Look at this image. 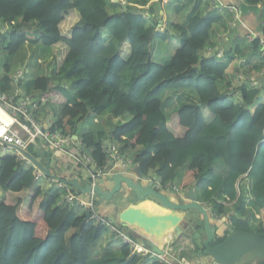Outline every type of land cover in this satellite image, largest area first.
Here are the masks:
<instances>
[{
  "label": "trees",
  "instance_id": "trees-1",
  "mask_svg": "<svg viewBox=\"0 0 264 264\" xmlns=\"http://www.w3.org/2000/svg\"><path fill=\"white\" fill-rule=\"evenodd\" d=\"M126 1L120 7L111 0H0V24L6 27L1 56H13L19 50L33 22L40 30L37 43L52 55V66L25 82L24 76L17 81L12 78L1 57L0 89L7 92L18 84L26 92L63 103L51 129L76 134L98 167L106 165L110 156L104 136L120 155L132 159L143 176L154 172L163 187L172 185L176 169L188 163L179 187L202 189L201 199L210 205L214 217L227 213L223 202L231 203L234 212L229 223L251 231L254 222L246 207L247 194L240 191L237 196L236 184L241 185L243 175L255 181V203L264 215V102L259 103L264 81L256 86L240 82L235 88L239 101L234 102L229 91L233 83L227 80L225 68L234 55L244 57L246 65L254 52L264 59L259 43L264 25L259 36L241 44L227 11L217 12L206 0H175L183 1L175 6L177 13L190 6L184 23L171 24L180 45L169 59L155 62L152 41L168 39L167 22L158 27L159 11L173 0L164 5L158 0ZM243 2L248 7L264 6V0ZM222 32L227 40L212 39ZM207 47L213 50L209 54ZM238 71L250 74L245 66ZM125 72L127 87L123 89ZM166 93L169 99L170 94L178 96V106L169 114L163 106ZM203 108L212 117L209 122ZM104 113L109 116L105 129L96 135L78 133L77 123ZM126 114L129 119L121 122ZM218 161L223 163L221 170L215 167ZM55 184L44 189L32 165L18 154L0 157L4 192L0 264H141L145 258L150 264H175L150 259L127 243L118 253L92 258L90 248L107 228L86 220L87 213L78 211V204L60 203L65 189ZM252 232L264 233V228ZM215 237L212 244L226 235Z\"/></svg>",
  "mask_w": 264,
  "mask_h": 264
},
{
  "label": "water",
  "instance_id": "water-1",
  "mask_svg": "<svg viewBox=\"0 0 264 264\" xmlns=\"http://www.w3.org/2000/svg\"><path fill=\"white\" fill-rule=\"evenodd\" d=\"M8 146L22 153L45 177L69 185L80 193L93 191L99 203L111 204L112 212L108 217H114L122 225L132 226L134 230L141 231L145 237H151L153 241L145 242L149 250L163 256L168 262L178 264L155 242L161 240L166 229L181 234L189 224L198 227L190 216L185 218L187 211H191L201 215L199 217L203 223L202 246L195 252L196 257L210 256L218 264H264V233L236 229L226 222L225 226L231 232L222 241L212 244L218 225L213 222L208 206L198 200L193 186L183 193L176 192L177 198L171 200L165 191L152 186L156 179L155 174L150 180L144 181L138 166L135 167L134 173L121 169L110 171V168H107L102 180L91 184L88 178V181L80 184L76 177L64 179L52 174L48 166L50 156L46 151L42 154L48 155L47 163L43 164L30 151L13 145ZM39 150L40 148L37 152ZM106 183H110L111 187L108 188ZM116 193L121 194L117 204L112 201Z\"/></svg>",
  "mask_w": 264,
  "mask_h": 264
},
{
  "label": "built area",
  "instance_id": "built-area-1",
  "mask_svg": "<svg viewBox=\"0 0 264 264\" xmlns=\"http://www.w3.org/2000/svg\"><path fill=\"white\" fill-rule=\"evenodd\" d=\"M114 3H118L121 6H125L127 3L126 0H111ZM162 5L168 3L171 0H158ZM208 3V7L215 8L217 12H228L231 14L232 24L234 22H238L241 24V20L239 18V10L233 3L226 4L222 0H206ZM148 8L147 5H145ZM163 11H159V15H161ZM146 17L149 15L146 13ZM230 22V23H231ZM165 23V22H164ZM158 24V27H162V24ZM260 25H264V21L261 22ZM243 26V25H242ZM6 30L5 25L0 24V49H1V36ZM259 32H248L246 33V38L248 41L253 38L259 36ZM260 45L264 47V38L259 39ZM209 52L211 53L213 50L210 47H207ZM205 50V51H206ZM218 56H222V52L218 51ZM1 51H0V60H1ZM244 62V59L242 60ZM236 74V83H233L229 87V91L231 94L239 97L238 92L236 91V86L240 82L247 81L251 86H256L264 81V71L258 70L255 72H251L248 75H244L241 71L235 72ZM24 76V72L22 70H17L12 78L17 81L21 80ZM51 101L50 98L44 96L43 94H35L33 92H26L24 88L16 84L13 90L2 91L0 89V154L4 156L10 155L7 152L12 151V154H18L21 159H23L27 164H30L34 167L37 178H40L43 173L38 170L32 162L27 159L22 153L18 150L8 146L13 145L17 148L28 150L31 145H39L40 143L47 145L51 150L64 152L70 158L74 160L76 164L80 166V168H86L89 171V181L91 184H94L100 181L106 174L105 170L110 168L111 170L114 167L118 166L121 170H128L129 166L133 163L132 159L125 158L117 152V148L114 144H107V152L110 154L109 158L106 160V165L103 167H98L95 161L87 154L85 151L84 144L80 141L79 138L74 139L72 135L64 134L59 129H51L52 124H54L56 117L59 114L57 108H54L56 117L55 119L50 118L44 120L42 118V113L49 107L48 103ZM8 150V151H7ZM147 177V176H146ZM145 177V178H146ZM241 178H239L240 181ZM241 182V181H240ZM61 184V183H60ZM154 184L158 187V189L163 188L158 179L156 178ZM63 185L65 189L64 193L61 195L60 203L64 204H78L83 211L88 214V218L92 220L94 223L105 226L107 230L111 231L116 235L123 243H127L131 246L133 251H138L140 253V246L127 234L123 233L116 225H113L111 221L105 216L101 215L98 211V198L96 194L91 192L80 193L76 189L75 191H71L68 185ZM238 183L236 184L237 196L240 194V190L238 188ZM68 186V187H67ZM166 187H170L173 191L179 193L180 189L176 186H172L167 184ZM242 192L247 194V197H250V186L245 183L242 187ZM85 195V197H84ZM206 205V203L204 202ZM226 204V202H223ZM210 209V206H208ZM213 214V213H212ZM214 215V214H213ZM218 217V216H217ZM216 217V218H217ZM215 218V217H214ZM148 253V251H145ZM143 255H147L141 253ZM151 254L157 258L159 262H167L163 256H160L151 251Z\"/></svg>",
  "mask_w": 264,
  "mask_h": 264
},
{
  "label": "crops",
  "instance_id": "crops-1",
  "mask_svg": "<svg viewBox=\"0 0 264 264\" xmlns=\"http://www.w3.org/2000/svg\"><path fill=\"white\" fill-rule=\"evenodd\" d=\"M224 3L229 4V3H233L236 7H238L239 10V18L241 20V24L240 23H236L234 22V25L232 24V26H234L235 28V32H236V36L239 39L238 43L241 44H247L248 40L246 38V33L248 32H258L259 28H260V22L264 21V6H257L255 7H248V6H244V2L243 0H222ZM228 32V31H227ZM220 37H222L224 40H227V35H225V33H220L214 37H212V39L218 40L220 39ZM128 48L126 47L125 51H124V58H127L128 56ZM249 57L251 58V63L246 65V60L244 57H239L237 55H234L230 60H227V65L225 68L226 71V76H227V80L231 81V83H236V76H235V72H237L240 68L243 69V67L245 66L246 69H250V72H254V71H258V70H262L261 68H264V65L262 64V61L264 63V59L261 60L260 55L256 52L251 53L249 55ZM245 60V65L244 62H242V60ZM253 66H258L259 68L256 69L253 68ZM264 71V70H262ZM34 79V78H33ZM264 96V93L263 95ZM263 98V97H262ZM264 102V98L260 101L259 103H263ZM169 107H173L176 106V104L173 103H168L166 104ZM58 111H60L58 109ZM42 118L44 120L53 118L55 119L56 114L54 111V108L50 109L47 107V109L45 110V112H43L42 114ZM104 114L102 115H94L92 114L91 116H89V121L86 122V120H82L84 121V125L82 127H79L81 130V133H85V132H89L92 131V133L94 135L98 134L97 131L98 130H102L103 128H101V125H103L102 123H99L101 121V119H103ZM107 115V113L105 114ZM204 115L206 117V119H208L207 121L209 122L212 117H210V115L205 114ZM207 116L209 118H207ZM124 117L127 119H129L130 115L126 114L124 115ZM114 121H116L117 119H113ZM78 124V123H77ZM95 124L99 125V128H95ZM72 136L74 137V139L79 138L76 134H72ZM102 141H104L105 144H109L110 141L107 138V136H104L102 138ZM38 148H40L39 152H37ZM8 151V150H7ZM28 151H30L34 156H36V158L42 162L43 164L47 163V154H42L43 151H46L49 156H50V162L48 163L49 166V170L52 174H55L61 178L64 179H70V178H74L76 177L79 181L80 184H84L86 182L85 179H83V177H81L80 172L78 171V164H76L74 162V160L72 158H70L66 153L64 152H59V151H54V150H50L48 147L46 148L44 146V144L40 143L39 145H33L31 150L28 149ZM10 155L12 154V151H8L7 152ZM3 157V156H2ZM188 166V163H186L184 166L182 167H178L176 169L175 174L181 172V177L183 176L186 168ZM33 167V166H32ZM136 167L135 163H132L128 168V172L130 173H134V169ZM34 168V167H33ZM118 166L114 167L113 169L118 170ZM154 175V172H150V174L145 178V176H143V180L144 181H148L152 178V176ZM180 177V179H181ZM89 178V175H88ZM102 180V178L100 179ZM40 182L42 187L45 188H51L53 186H55V183L58 182H54L52 179L45 177L44 175H42L40 177ZM180 183V182H179ZM59 186H63L59 183ZM106 186L108 188L111 187L110 183H106ZM154 188L158 189V187L156 186V184L152 185ZM172 186H176L177 188L180 189L179 193H183L186 189L188 188H180L179 184L175 185L172 184ZM195 189V193L198 196V200L201 201L202 203H204V201H202L201 199V190L202 189ZM159 190H163L166 192V194L168 195V197L171 200H175L177 198V193L175 191H173L172 188L170 187H163ZM218 196V195H217ZM85 197V195H84ZM219 198H220V194H219ZM231 203H226L224 204L225 207L227 208V206ZM207 206H210L209 204L206 203ZM231 210H233V206H230ZM82 209H79L78 211H81ZM98 211L101 215L105 216L106 218H108L111 221V217H108V215L111 214L112 212V207L111 204H109L108 202H104V203H99L98 202ZM211 218H213V222H215V224H217L219 227L216 230V234H222L224 229L226 228V222L229 223V214L228 212L224 215H220L217 218L213 216L211 209H209ZM234 210L230 213L233 214ZM199 215V214H198ZM189 216V213H187V215L185 214V218L187 219V217ZM201 216V215H199ZM88 217H86L87 220ZM112 223V222H111ZM113 225H116L123 233L127 234L128 236H130L139 246H140V253L144 254H149L148 256L151 258H155L154 255L151 254V251L149 250V247L147 244H145L146 241H153V239L151 237H145L144 234L140 231H136L134 230V228L132 226H124L122 225L119 221H116V223H112ZM189 226H185V230L183 231V233L181 234H176V233H171L168 235H165L161 238V240L159 242H155L159 245V247H161L165 253L173 258L176 262H178V264H218L216 263L210 256H201V257H196L195 256V252L197 251V245L191 240V238L189 237L187 233H189ZM123 245V242L116 237L115 234H113L111 231L107 230L105 233H103V235L97 239L91 246L90 251L91 250H109V251H104L102 253L99 254H95V255H91L92 258H98L101 255H103V253H107L110 251L116 252L118 253L121 249ZM145 251H148V253H145ZM143 255V254H142ZM146 259V258H145ZM143 259V261L145 260ZM167 261V259H166ZM168 262V261H167ZM172 263V262H171Z\"/></svg>",
  "mask_w": 264,
  "mask_h": 264
},
{
  "label": "rangeland",
  "instance_id": "rangeland-1",
  "mask_svg": "<svg viewBox=\"0 0 264 264\" xmlns=\"http://www.w3.org/2000/svg\"><path fill=\"white\" fill-rule=\"evenodd\" d=\"M184 1V0H183ZM180 1L179 3L175 0L171 1L168 3L167 7L165 8V11H163V13L161 15H159V21L160 23H164L167 22V35H168V39L167 40H161V39H157L155 38L153 42V55H152V59L155 62H164L167 59H169V57L172 55V53L174 52L175 49H177L180 45L179 40L177 35L175 34L174 28H172L171 24H173L174 22L176 23H184L186 21V19L189 16V11H190V6H186L185 8L182 9V11H180L179 13H177L175 11V6H181L182 2ZM177 3V4H176ZM35 22L32 23V26L30 27L31 29L27 31V41L19 48V50L13 55V56H8L7 54H5L2 57V62L1 65H3L4 63L9 65V73L10 75L14 74L17 70H22L24 72V79L23 82L26 81V79H33L36 78L37 76L43 74L46 69L50 66H52V55L50 53L49 48H46L45 46H43L40 42L37 43L36 41V37L37 35H40V30L38 29V27L36 25H34ZM124 47V46H123ZM209 52L208 50L205 51V53ZM262 70H264V68H261ZM128 71V70H127ZM129 72V71H128ZM1 73H2V68H1ZM253 73V72H252ZM126 72L123 74L122 77V87L123 89H125L127 87V79L125 76ZM168 97V93H166L162 99H163V106H164V110L166 112V114H169L173 109H175L178 106V99L176 95H171L172 97L171 99L167 98ZM169 96V97H170ZM264 98V96H262ZM261 97V100L263 99ZM167 98V99H166ZM233 99L234 102H238L239 101V97L236 95H233L231 97ZM166 99V101H165ZM260 101V100H259ZM168 103H173L176 104V106L173 107H169L166 104ZM62 104L60 101H57L55 99H51V101H49L48 105L50 107V109L52 108H57L60 109L62 107ZM205 114L209 115L210 113L204 109ZM108 116L103 115V119H101V121L99 123H102L103 125H101V128L105 129L106 125H107V118ZM207 118H209L207 116ZM109 119V118H108ZM83 120H86L85 123H87V121H89V117L84 118ZM127 120V117H123L120 121L124 122ZM208 120V119H207ZM79 127H82L84 125V121H80L77 124ZM99 125L95 124V128H99ZM78 133H81L80 128H78ZM46 148L48 147L47 145H44ZM49 148V147H48ZM50 149V148H49ZM51 150V149H50ZM3 155L0 154V157H2ZM221 160V159H218ZM217 170H221L223 168V163L221 161H218L217 164L215 165ZM78 171L80 172L81 177H83V179H85L86 181H88V175H89V171L86 168H79ZM180 177H181V172L175 174L173 180H172V184L178 185L180 182ZM241 181V185H239L240 187V191L242 192V187L245 185V183L247 182V184H249L250 186V197H246V203H247V208L250 211V222H252L251 224H253V226L251 227V231H255L257 228H264V215H262V212L259 211V208L256 206L255 203V196H254V192L252 190V186H254L255 181L250 178L248 175H243L240 179ZM124 189V188H122ZM121 197L120 193H116L112 199V201L116 202V204L119 202V199ZM4 199V192L0 189V202ZM218 201H221L220 198H217ZM228 205V204H227ZM232 204H229L227 206V212L228 214H230L232 211L230 206ZM230 209V210H229ZM189 213V216L192 220V222H195L196 224H198V227H194L192 226V224H189L188 226L191 228L189 229V237L191 238V240L198 246L201 247L202 244V230H203V223H202V219H200L199 215L196 213H193L191 211H187ZM111 222L112 223H116V218L111 217ZM219 227V226H217ZM227 230L228 233L231 232V230L229 228H225L223 233L225 235H227ZM216 237H214L213 243L215 242ZM104 251H109V250H91L90 253L92 255L95 254H99L102 253ZM141 264H150L149 263V259H147L146 261H142Z\"/></svg>",
  "mask_w": 264,
  "mask_h": 264
},
{
  "label": "bare ground",
  "instance_id": "bare-ground-1",
  "mask_svg": "<svg viewBox=\"0 0 264 264\" xmlns=\"http://www.w3.org/2000/svg\"><path fill=\"white\" fill-rule=\"evenodd\" d=\"M170 233H171V230L166 229L165 232H164V235H163V236L168 235V234H170Z\"/></svg>",
  "mask_w": 264,
  "mask_h": 264
}]
</instances>
